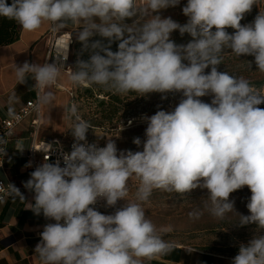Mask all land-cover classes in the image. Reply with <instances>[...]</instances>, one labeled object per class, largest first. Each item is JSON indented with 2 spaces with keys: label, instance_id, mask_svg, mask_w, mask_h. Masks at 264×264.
<instances>
[{
  "label": "clouds",
  "instance_id": "9594fccd",
  "mask_svg": "<svg viewBox=\"0 0 264 264\" xmlns=\"http://www.w3.org/2000/svg\"><path fill=\"white\" fill-rule=\"evenodd\" d=\"M179 4L180 0H12L9 5L0 0V17L15 20L25 31H35L45 22L53 31L76 28L82 52L90 55L67 68L72 85H100L116 94L160 93L162 99L169 93L182 94L174 109L141 117L147 124L146 139L143 150L135 152L118 153L111 138L103 147L88 143L92 125L75 104L70 106L74 143L70 152L62 153L63 166L61 159L47 162V156L24 183L34 193L29 209L54 221L43 227L34 249L40 264H144L166 255L174 245L146 217L143 204L154 190L187 194L198 188L207 190L206 207L213 217L223 220L235 212L240 226L255 225V234L247 244L240 243L231 264H264V109L258 107L264 104V93L254 90L246 78L218 70L227 49L238 58L254 57L257 70L264 73V12L242 25L258 0H187L182 8L186 23L159 14ZM177 30L192 39L177 44L170 38ZM94 36L107 44L90 42ZM116 41L118 50L112 51ZM68 50L69 45L61 48L52 63L15 65L17 84H25L30 76L35 82L37 111L54 99L48 89L65 69ZM252 63L248 61L250 68ZM205 96H212L211 103L200 99ZM133 143L139 147L142 141L136 137ZM0 152L6 155V149ZM130 180L139 181L132 200ZM245 186L251 192L249 215L238 213L229 199ZM6 194L25 199L13 184ZM101 200L107 208H116L121 200L124 204L106 215L95 208ZM201 215L199 210L189 212L191 219Z\"/></svg>",
  "mask_w": 264,
  "mask_h": 264
},
{
  "label": "rangeland",
  "instance_id": "374dc122",
  "mask_svg": "<svg viewBox=\"0 0 264 264\" xmlns=\"http://www.w3.org/2000/svg\"><path fill=\"white\" fill-rule=\"evenodd\" d=\"M186 3L187 0H183L178 6L162 10L159 14L162 17H171L174 21L184 24L188 19L182 13V8ZM260 11L264 12V0H258V5H254L251 12L245 14L241 24L252 23ZM227 31L232 33L234 30L228 28ZM175 32L171 34L170 38L172 40H174ZM189 39L192 38L187 35L184 44L188 43ZM177 44H179V41ZM223 57V63L218 66L219 71H227L230 75L244 77L251 83L254 90L264 93V73L257 70L254 57L241 56L238 58L227 49H225ZM248 61H253L251 68L248 66ZM205 71L206 73L210 72V68ZM59 85H62L64 89L57 90ZM86 87L90 86L72 85L69 81V75L65 72L64 74L61 73L57 84L50 88V91L54 94V99L47 105L48 109L44 114L46 122L41 123L40 137L43 140L51 141L55 138H58L61 142L74 140L70 132L72 122L68 118V109L72 104H75L78 114L92 125L87 133L88 142L106 145L108 139L111 138L116 143L118 153L123 150L142 151L143 141L146 139L145 129L147 124L141 120V117L143 115H154L160 109L172 110L182 98L181 93L175 95L169 93L166 99H162L160 93H151L146 96H138L137 94L124 101L123 105L129 113L127 116L122 111L119 119L112 124H106L107 122L92 114L95 110L93 107L95 102L89 103L85 98L79 100V96L84 92L83 88ZM101 88L103 91L99 92L93 87L98 96H104L105 91H109L104 86H101ZM125 95L123 94V96ZM104 98L106 101L109 100L106 95ZM200 99L205 103H211L212 96H205ZM258 107L264 109V104ZM129 120L133 121L131 125L128 124ZM136 137H139L142 141L139 147L133 143V139ZM138 184L139 181L137 180L129 181V200L134 199ZM250 196V189L245 186L231 193L229 199L235 202L234 207L238 213L249 215L246 205ZM104 204L102 208L96 210L107 215L113 214L116 208L122 207L124 201H118L116 208H107ZM209 204L207 190L198 188L187 194L154 190L149 201L144 203L143 207L146 217L156 225L163 239L174 246L233 255L239 250L240 243L247 244L253 237L255 225L240 226V217L235 212L227 213L223 220L217 219L207 210L206 206ZM196 210L202 212V215L199 219H191L189 212Z\"/></svg>",
  "mask_w": 264,
  "mask_h": 264
},
{
  "label": "crops",
  "instance_id": "0c3cea01",
  "mask_svg": "<svg viewBox=\"0 0 264 264\" xmlns=\"http://www.w3.org/2000/svg\"><path fill=\"white\" fill-rule=\"evenodd\" d=\"M11 2L12 0H7L9 5ZM51 27L49 22H45L39 29L28 32L15 20L0 17V122L13 116L21 106L38 96V89L34 87L35 82L31 76L25 84H17L15 65H22L25 61L37 64L47 62L52 40L49 34ZM57 31L58 34L71 35L76 28L69 25ZM63 89L62 85L57 86V90ZM47 109V105L41 107L40 123L46 122L44 114ZM35 117L34 115L27 119L17 128L8 146L6 158L3 164H0V182L26 189L24 183L34 171L29 151L35 134L32 124ZM40 132L41 127L39 138L43 140ZM20 149L23 150L19 151ZM38 161L40 165L42 162ZM29 162L31 166H26ZM22 194L24 200L12 196L0 202V264H40L34 249L40 242L43 227L51 221L42 213L36 215L29 209L30 203H34L33 192L26 189ZM231 256L232 254L174 246L168 254L145 260L144 264H231Z\"/></svg>",
  "mask_w": 264,
  "mask_h": 264
},
{
  "label": "built area",
  "instance_id": "2783aa9c",
  "mask_svg": "<svg viewBox=\"0 0 264 264\" xmlns=\"http://www.w3.org/2000/svg\"><path fill=\"white\" fill-rule=\"evenodd\" d=\"M182 1L183 0H180V2ZM49 34L52 40L50 47L48 49L47 62L52 63L55 61V57L57 56L58 51H60L57 48V43L62 38V43L65 44L64 49H66L67 46L69 45L68 58L66 61H64L65 69L62 71H64L66 74L69 75L71 69H67V68L71 67L70 50L72 44V37L70 34H58V31H53L52 27L49 31ZM37 100H38V96L35 99L26 102L23 106L19 108V110L13 116L5 120H2L0 122V141H6V143H0V148L6 149V155H7L8 146L14 138L17 128L24 121L35 115L36 117L32 121L33 127L35 129L34 130L35 134L33 136L32 147L29 151V157L33 162L34 170L36 169V167L39 166L38 160H40L43 163L45 161V158H47V156H48L47 162L54 163L57 159H61V166H63L62 153L70 152L72 150V144L74 143V140L61 142L58 138H55L52 141H44L39 138V130L41 127V123H40L41 108L39 109V111L36 110L35 105L37 104ZM56 142H58V144ZM98 146L103 147L105 145L98 144ZM49 149H52L54 151H51L49 153ZM6 155L3 152H0L1 165L4 162ZM8 187L9 184L0 182V188L3 189L2 191H0V202H4L12 197L11 195L6 194L8 191ZM18 189L20 190L21 193H23L26 190L21 188ZM103 204L104 201L101 200L95 205V208L96 209L102 208ZM51 223H54V221H51ZM238 251L231 256L232 259L238 254Z\"/></svg>",
  "mask_w": 264,
  "mask_h": 264
},
{
  "label": "trees",
  "instance_id": "16d2710c",
  "mask_svg": "<svg viewBox=\"0 0 264 264\" xmlns=\"http://www.w3.org/2000/svg\"><path fill=\"white\" fill-rule=\"evenodd\" d=\"M76 32V31H75ZM75 32L71 34L72 37V44H71V50H70V60H71V67H75V63L77 59H83V60H88L89 59V52L84 51L82 52V44L75 38ZM187 33L184 34L183 36L180 35L179 31L177 30L175 32V37L174 41L176 40V43L179 44H184L185 38L187 37ZM94 40H102L103 43L107 44V40L103 39L99 36H94L91 38V41ZM187 41V40H186ZM190 39L188 40V42ZM118 41L113 42L111 45V50L112 51H117L118 50ZM90 87L83 88L84 92L79 96V100L82 98H85L89 103L94 104V112L92 114L96 115L97 117H100V119L104 122H107L106 124H112L115 120L119 119V115L122 111H124L125 116H127L129 113L126 110L127 108L125 107L124 101L130 97L136 96V93H128L125 96L123 94H116L113 91H105V95L107 98H109L108 101L104 100V96H98L94 92V88H96L99 92H102L103 89L101 88L100 85H87ZM93 86V87H92ZM92 105V104H89ZM129 105V104H128ZM91 109V106H90ZM132 114V113H131Z\"/></svg>",
  "mask_w": 264,
  "mask_h": 264
},
{
  "label": "bare ground",
  "instance_id": "6f19581e",
  "mask_svg": "<svg viewBox=\"0 0 264 264\" xmlns=\"http://www.w3.org/2000/svg\"><path fill=\"white\" fill-rule=\"evenodd\" d=\"M57 48H58V50H61V48H63V49L65 48V44L62 43V38L58 41Z\"/></svg>",
  "mask_w": 264,
  "mask_h": 264
}]
</instances>
